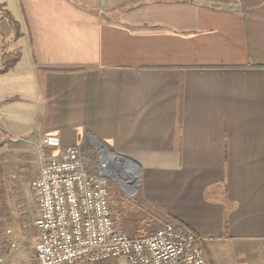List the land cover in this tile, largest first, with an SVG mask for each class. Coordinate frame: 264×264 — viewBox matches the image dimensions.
I'll return each instance as SVG.
<instances>
[{"label": "crops", "instance_id": "crops-1", "mask_svg": "<svg viewBox=\"0 0 264 264\" xmlns=\"http://www.w3.org/2000/svg\"><path fill=\"white\" fill-rule=\"evenodd\" d=\"M1 49L4 144L125 156L208 261L264 264V0H0Z\"/></svg>", "mask_w": 264, "mask_h": 264}, {"label": "built area", "instance_id": "built-area-1", "mask_svg": "<svg viewBox=\"0 0 264 264\" xmlns=\"http://www.w3.org/2000/svg\"><path fill=\"white\" fill-rule=\"evenodd\" d=\"M37 147L39 170L32 183L37 264H90L107 258L125 264H207L199 239L181 224L164 223L142 237H129L115 227L107 180L113 176L130 183L103 151L90 168L91 158L83 159L75 146L62 147L57 135L43 136Z\"/></svg>", "mask_w": 264, "mask_h": 264}, {"label": "rangeland", "instance_id": "rangeland-1", "mask_svg": "<svg viewBox=\"0 0 264 264\" xmlns=\"http://www.w3.org/2000/svg\"><path fill=\"white\" fill-rule=\"evenodd\" d=\"M2 140L0 135V203L4 206V222L0 228V264H37L35 247L38 232L32 224L37 215V205L32 183L36 180L39 170L38 144L34 146L22 141L4 144ZM88 148L81 152L85 159L90 151L94 152L89 160L92 168L95 167L103 149L95 144ZM121 176L132 183L124 171H121ZM107 182L112 218L120 232L129 237H142L162 226L164 222L157 221L159 219L155 218L154 210L141 202L139 194H132L130 189H127L130 193L125 191L129 184L122 180L118 182L113 176H109ZM200 247L202 249L201 243ZM202 252L206 254L203 249ZM118 262L125 264L123 259Z\"/></svg>", "mask_w": 264, "mask_h": 264}, {"label": "trees", "instance_id": "trees-1", "mask_svg": "<svg viewBox=\"0 0 264 264\" xmlns=\"http://www.w3.org/2000/svg\"><path fill=\"white\" fill-rule=\"evenodd\" d=\"M3 15L6 18L7 22L9 23V25H10V27L12 29L13 37L14 38L18 37L19 36V32H18L17 23L11 18L9 13H3ZM20 55L21 54H20V52L18 50H13V51H10V52L8 51L7 52V51L1 49L0 50V73H4L7 70H9L11 67H13L19 61ZM3 207L4 206H2V204L0 203V228L2 227V223L4 222L3 219H2V209H3ZM33 221H32V224H33ZM169 222L179 224L178 222H176L175 220H172V219H170ZM199 242L201 243V246H202L203 250L205 251L204 244L200 240H199ZM118 260H119L118 258H107V259L99 260V261H96V262H93V263H90V264H119ZM207 264H212V263L207 260Z\"/></svg>", "mask_w": 264, "mask_h": 264}, {"label": "water", "instance_id": "water-1", "mask_svg": "<svg viewBox=\"0 0 264 264\" xmlns=\"http://www.w3.org/2000/svg\"><path fill=\"white\" fill-rule=\"evenodd\" d=\"M106 154V157L107 159L109 160V162L111 163H127V164H130L132 166L131 169H128V167H126L127 169H123L122 171H124L128 176H129V179H131L133 181V183L131 184L133 189H137V184L139 183V180H140V175H139V165L137 162L131 160V159H128L127 157L125 156H122V155H115V154H111V153H107V151L105 152ZM123 168H125L124 166L125 165H122ZM115 180H118V182H120V178L118 177H114ZM126 187V186H124ZM126 192L127 193H130L127 189H129V187H126L125 188ZM132 189V190H133ZM132 193V192H131Z\"/></svg>", "mask_w": 264, "mask_h": 264}, {"label": "bare ground", "instance_id": "bare-ground-1", "mask_svg": "<svg viewBox=\"0 0 264 264\" xmlns=\"http://www.w3.org/2000/svg\"><path fill=\"white\" fill-rule=\"evenodd\" d=\"M126 165H127L128 169H131V168H132V166H131L130 164H127V163H126ZM116 168H119V166H118L117 164H116V166H115V169H116ZM120 168H121V167H120ZM123 169H124V168H123ZM119 170H121V169H119Z\"/></svg>", "mask_w": 264, "mask_h": 264}, {"label": "flooded vegetation", "instance_id": "flooded-vegetation-1", "mask_svg": "<svg viewBox=\"0 0 264 264\" xmlns=\"http://www.w3.org/2000/svg\"><path fill=\"white\" fill-rule=\"evenodd\" d=\"M129 189H130V190H132V189H133V187H132V185H131V184L129 185Z\"/></svg>", "mask_w": 264, "mask_h": 264}]
</instances>
